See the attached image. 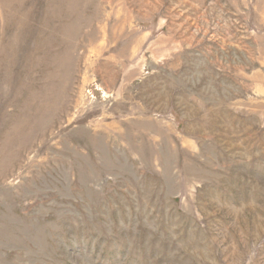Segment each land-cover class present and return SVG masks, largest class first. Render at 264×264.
<instances>
[{"label":"rangeland","instance_id":"obj_1","mask_svg":"<svg viewBox=\"0 0 264 264\" xmlns=\"http://www.w3.org/2000/svg\"><path fill=\"white\" fill-rule=\"evenodd\" d=\"M0 264H264V0H0Z\"/></svg>","mask_w":264,"mask_h":264}]
</instances>
